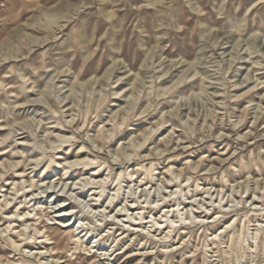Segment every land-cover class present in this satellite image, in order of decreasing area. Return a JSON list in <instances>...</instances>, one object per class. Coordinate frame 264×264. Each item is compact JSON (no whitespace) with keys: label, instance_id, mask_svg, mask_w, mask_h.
Instances as JSON below:
<instances>
[{"label":"rangeland","instance_id":"obj_1","mask_svg":"<svg viewBox=\"0 0 264 264\" xmlns=\"http://www.w3.org/2000/svg\"><path fill=\"white\" fill-rule=\"evenodd\" d=\"M1 80L0 137L14 139L0 142L2 150L13 141L0 152V233L15 212L62 226L70 217L60 222L57 212L72 204L70 225L90 229L85 243L93 241L86 251L67 239L62 257L72 264H91L94 254L98 264H135L126 251L145 255L138 264H264V230L244 250L232 246L237 226L264 223V0H0ZM78 157L84 162L63 177L56 162ZM121 210L132 224L143 215L152 222L141 228L148 241L121 243L133 233L129 219L116 218ZM151 225L174 229L161 243ZM8 235L0 234V256L38 264L9 253ZM177 243L184 249H166Z\"/></svg>","mask_w":264,"mask_h":264},{"label":"bare ground","instance_id":"obj_2","mask_svg":"<svg viewBox=\"0 0 264 264\" xmlns=\"http://www.w3.org/2000/svg\"><path fill=\"white\" fill-rule=\"evenodd\" d=\"M257 2V1H256ZM241 28V27H240ZM116 60V59H115ZM4 83H5V81H0V86L2 87L3 85H4ZM173 83V82H172ZM163 86V85H162ZM176 86V84H174L173 86H163L162 87V89H161V94H164V95H166L169 91H171V89L172 88H174ZM46 87V86H45ZM51 87V86H50ZM20 91H19V93H16V95H20L23 91H24V89H23V86H21V87H19L18 88ZM203 91V90H202ZM45 92H47V91H45ZM44 92V93H45ZM50 93V92H49ZM74 93V92H73ZM103 94H104V91L102 92V98L101 99H99L98 100V102L96 103L97 105H96V110H98V108H100V106L105 102V100H106V95L105 96H103ZM116 96H118V93H116ZM131 96L133 97V98H135V95H134V92L133 93H131ZM137 96V95H136ZM116 99H118V98H116ZM137 99V98H136ZM3 102V101H2ZM1 103V102H0ZM28 103V102H27ZM251 103V102H250ZM89 106L87 105V107H86V110L83 112V117H84V122H83V124L85 125V122H86V120H85V118L87 117V115H88V113H89ZM147 109H148V107L141 113V115H143V114H145L146 112H147ZM129 111L127 110V113H128ZM127 115L128 114H126V115H123V117H122V122H121V124H124L125 123V121L128 119V117H127ZM115 119V117H113L112 119H111V122H113V120ZM243 120V117L241 118V120L240 121H242ZM115 122V121H114ZM236 124V123H235ZM158 126H162V125H164V123H163V121L161 122V121H159L158 122V124H157ZM30 126V125H29ZM81 126V125H80ZM79 126V127H80ZM4 127V126H3ZM31 127V126H30ZM83 128V127H82ZM53 129V128H52ZM114 130V129H113ZM101 133V130H99L98 131V134H100ZM111 133H113V132H111ZM152 133V132H151ZM15 134V133H14ZM143 134H145V138L143 139V141L145 142L147 139H146V137L148 136V135H150V133L149 134H147V132H144ZM16 135V134H15ZM11 136H12V133L11 132H6L3 136H1L0 137V142H1V144H6L7 142H8V139L10 140V138H11ZM14 139V137L13 138H11V140H13ZM50 139V138H49ZM142 145V143L141 144H139V146H136V147H139L140 148V146ZM11 147H13V141H10L6 146H4V148L2 149V150H0V152H2V151H5V150H7L8 148H11ZM21 146H18V148H13L12 149V153H14V156H17L16 155V151H17V149H21L20 148ZM139 148H137V149H139ZM82 149H84V147H82L81 148V150ZM22 150H24V149H22ZM24 152V151H23ZM43 155H37L35 158H37V162H39V159L42 157ZM87 157V156H86ZM83 161V158H81V157H78V158H76L75 160H67V159H63V161L62 162H56V164H57V166H58V168L57 169H61V172H62V176L63 177H65L67 174H69L68 173V171L70 170V168L72 167V166H75L76 164H78L79 162H82ZM95 161V160H94ZM53 162V159H49L48 160V162H46V164L44 165L45 167V169H47V168H49V167H51V163ZM84 162V161H83ZM93 162V161H92ZM10 165V168H15V169H17L19 166V162H11V163H9ZM5 164L3 163L2 165L0 164V166H4ZM7 165V164H6ZM5 168L7 169V167L5 166ZM168 168H169V166H168ZM190 169H192V170H195L196 169V167H194V166H190ZM146 170H147V172L148 173H150V168H146ZM94 171V173L95 174H91L92 176H96V172L98 171V168H96V169H94L93 170ZM168 172H171V169L169 170L168 169ZM2 174V172L0 173V177H2L3 175H1ZM15 174H18V178L20 179V178H24L25 177V173L24 172H18V171H15ZM90 175V174H89ZM99 175V174H98ZM171 175H172V173H171ZM82 176V175H81ZM120 176H122L121 174H120ZM90 178H93V177H90ZM122 177H120V179H121ZM189 178H191V177H189ZM80 180V178H77L75 181H79ZM190 180V179H189ZM32 181H33V179H32ZM26 182V181H25ZM81 182H83L84 183V180H80L79 181V183L76 185L75 183V186H80L81 185ZM102 182V181H101ZM171 182V181H170ZM226 182H228V180L226 181ZM82 183V184H83ZM174 183V182H173ZM14 185V184H13ZM82 186V185H81ZM31 187L32 188H37V186L32 182V184H31ZM118 187V186H117ZM175 187H177V188H179L178 186H175ZM199 188V187H198ZM95 189H97V188H95ZM118 190V189H117ZM25 191V190H24ZM35 192V191H34ZM176 194H177V192H176ZM207 194H209V193H207ZM26 198V197H25ZM110 202V201H109ZM103 205H107V200H105L103 203H102ZM133 204H136V203H133ZM4 205V204H3ZM9 205V204H8ZM72 204H69V205H67V206H63L62 208H61V210H59L57 213V215H56V219L57 220H59L60 222H61V218H66V217H70L69 218V220H68V222H63V224H62V226H59L58 224H56V223H54V224H49V225H46V226H44V227H40L41 225L38 223L39 222V220L42 218V215H39V214H37V216H40V217H38L39 219L37 220V221H35V220H31V219H29V218H26L25 219V216L26 215H24L23 213H19V212H15V213H13L12 215H11V220H9V226L7 227L6 226V230L5 231H2V232H5V234H6V232L8 231L9 232V235L7 236V238L9 239V241H10V245H11V247H12V249L14 250V251H11V252H9V253H11V254H13L14 252H16V253H18V252H21V253H25V257H28L29 259L31 258V256L33 257L34 256V260L35 261H37V263L38 264H72V263H70V261L69 260H67V261H63V258L64 257H62V255H63V252H64V250L66 249V246H65V244H66V241H67V239H71L73 242H74V244H75V246H76V248H75V250H80V249H83V250H86L87 248H89V244H91V243H93V241L91 242V243H89L88 245H86V243H85V238H87V236H90L91 234H92V231L90 230V229H84L83 228V226H81V227H79L78 229H76L75 230V225H76V223L74 224V225H70V223H71V221H72V218H73V216L74 215H71L72 213V211H74V210H76V207H72V208H69L70 206H71ZM122 206V205H121ZM102 206H99V208H101ZM111 206H108L107 205V208L109 209ZM120 207V205H115L114 206V208H115V210L116 209H118ZM6 208V207H5ZM135 208V207H134ZM166 208H168V207H166V206H164V207H162L160 210H159V213H162L161 211H163V210H165ZM173 208V210H172V212H177L176 210H175V204H174V206L172 207ZM127 209V208H126ZM132 209V208H131ZM131 209H129V210H131ZM145 209H148L149 211V213L148 214H152V212L154 211V209H152L151 207H148V208H139V207H136L135 209H133V210H135V211H137L138 212V215H140V212H142V211H144ZM123 210V209H122ZM122 210L121 211H119L117 214H116V218H118L119 220H122V219H126L127 218V220L129 219L130 220V223L129 222H126V224H130V226H129V229L131 230L132 228V231H133V233L132 234H130L129 233V231H124L122 234H120V238H121V243H123L125 240H128V241H130L133 237H135V236H138V235H140L141 236V234L143 235V237H144V239H142L141 241L143 242V241H148V236L145 234V232H143L144 230H142L141 228H144V229H146L147 228V226L149 225V224H151L152 222H147V221H144V220H147V218H144V216L145 215H143V217H141L140 219H137V218H135V223H131V218L130 217H127L126 215H123L122 214ZM20 211V210H19ZM169 213V212H168ZM204 212H202V213H200V214H203ZM222 212H219V213H217V214H215V215H213V216H211L210 218H207V216H202L203 218V220H210V219H213L214 218V220H216L215 218H220V214H221ZM4 214H8L7 212H5ZM142 214V213H141ZM153 214H155V213H153ZM179 215H181V213H178ZM177 214V215H178ZM197 214V213H196ZM9 215V214H8ZM160 215V214H159ZM29 216V215H28ZM20 217H23L24 219L23 220H18V218L20 219ZM163 217H165L166 218V215L165 216H163ZM173 217V216H172ZM179 216H176V218H178ZM9 218V217H8ZM197 218H201L200 216H197ZM234 220H235V217L233 218ZM134 220V219H133ZM138 220H141L140 222H138ZM189 220V219H188ZM213 220V221H214ZM244 220V219H243ZM53 221V220H52ZM167 222V221H166ZM215 222V221H214ZM19 223H21V227H23L24 229H22L21 231H17V226H14V228L12 227V230H10V227L14 224H19ZM174 223H175V221H174ZM176 223H178V222H176ZM231 223V222H230ZM29 224H31V227H33V231H29V232H26V229L29 227ZM159 224V226L161 227V226H163V222H159L158 223ZM210 224V222L208 223V225ZM8 225V224H7ZM58 225V227H56ZM109 226V225H111L112 227H114V226H116L117 224L116 223H113V224H106V226ZM144 225V226H143ZM226 225V228L224 229V230H227V229H229L230 228V226H229V224H225ZM234 225V224H233ZM165 226V225H164ZM234 226H236V225H234ZM233 226V227H234ZM240 226V225H239ZM239 226H237L236 227V229L235 228H233V229H235V232H234V234H236L237 235V238H238V243H234L232 246L233 247H235V246H237V245H239L243 250H244V243H245V239L247 238L248 239V236H249V234H252V236H254L255 238H254V240H256L257 239V236L259 235V233L261 232V231H263L264 230V223H261L260 221H258V224H256V225H253V227H254V229H249V227H247L246 226V224L244 223V224H242L241 225V227H239ZM109 228V227H108ZM155 229V233L154 234H156L157 236H158V238L156 239V241H158V242H161V243H165V242H167V240L171 237V233H172V231H173V229H174V227L173 226H171V225H166V227L164 228V230L163 231H161V228H155V226L154 225H151L150 227H149V229ZM110 229V228H109ZM150 229V230H151ZM181 229H183V228H181ZM251 230L253 231L252 233H250L251 232ZM15 231V232H14ZM135 231L137 232V233H135ZM185 231V230H184ZM221 231V233H220V235H219V237L223 234V233H227V231H223V229H221L220 230ZM1 232V233H2ZM14 232V233H13ZM0 233V234H1ZM231 233V232H230ZM4 234V233H3ZM14 234V235H13ZM138 234V235H137ZM2 236V235H1ZM211 236V238L212 237H214L213 238V243H212V245L213 246H217V241H216V238H217V234H215V235H210ZM173 238V237H172ZM171 238V239H172ZM235 238V237H234ZM96 239H98V237H96ZM97 241V240H96ZM95 241V242H96ZM101 241V240H100ZM94 242V243H95ZM98 242V241H97ZM96 242V243H97ZM185 242V238H182L181 240H180V243H184ZM256 242V241H255ZM180 243H177V244H175V245H171V246H168V247H166V249H172V252H173V250H176V251H179V249L180 248H182V247H179V245H180ZM258 244V243H257ZM9 245V246H10ZM249 245V250L251 251V253H253V249H254V246H253V243L251 244V243H249L248 244ZM259 245V244H258ZM41 246H43V248L41 247ZM208 246H211V245H208ZM37 247V248H36ZM96 247V246H95ZM95 247H93V248H95ZM232 247V248H233ZM257 248V247H256ZM74 249V248H73ZM182 249H184V248H182ZM11 250V249H10ZM28 250H30L29 252H28ZM120 249H118V251H119ZM258 250V249H257ZM87 251V250H86ZM121 251V250H120ZM233 251H235V249L233 248V249H231V252H233ZM88 252L89 253H91V249H89L88 250ZM117 252V250L112 254V255H110V257L111 256H114V254ZM230 252V253H231ZM212 253V252H211ZM214 253H216V252H214ZM10 254V255H11ZM121 254V252L120 253H118L117 254V257L119 256ZM228 254V253H227ZM255 254V253H254ZM19 255V254H18ZM42 255H44V256H42ZM45 255H48V259L45 257ZM244 255V254H243ZM14 256V255H13ZM16 256V255H15ZM22 256V255H21ZM104 256H107V254H104ZM122 256H128V258H127V260H132V259H135L136 260V263L135 264H138L139 262H141L142 261V259L141 258H144V254H139V253H130V252H128V251H126V252H124L123 254H122ZM92 257V260H91V264H98L101 260H99L98 259V257H97V255L96 254H94V255H92L91 256ZM91 257H90V259H91ZM116 257V258H117ZM193 258V257H192ZM15 257H12L11 258V260L9 259V258H4L3 256H0V264H24V259L21 257V258H18V259H16ZM105 260V259H104ZM126 260V261H127ZM214 260V259H213ZM51 261V263H49ZM212 262V261H211ZM214 262V261H213ZM230 262H232V260L230 261ZM36 263V262H35Z\"/></svg>","mask_w":264,"mask_h":264}]
</instances>
